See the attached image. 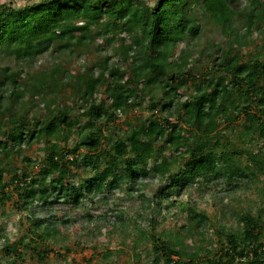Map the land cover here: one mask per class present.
<instances>
[{
  "label": "trees",
  "instance_id": "1",
  "mask_svg": "<svg viewBox=\"0 0 264 264\" xmlns=\"http://www.w3.org/2000/svg\"><path fill=\"white\" fill-rule=\"evenodd\" d=\"M236 2L0 4V54L20 62L0 64V207L12 200L29 223L25 236L1 248L12 262L28 251L47 264L50 252L59 253L53 228L31 209L35 201L78 206L106 186L152 176L161 182L153 197L223 180L231 192L254 187L257 198L234 211L235 227L220 224L208 238L200 232L209 245L184 248L182 235L158 234L151 216L140 230L150 264H264V0ZM203 19L222 35L191 48ZM248 44L253 49L244 51ZM45 52L48 66L25 70ZM72 55L82 61L75 70L65 63ZM34 141L42 143L36 154L24 152ZM13 152L24 161L19 169L10 164ZM188 210L187 230L203 226L207 213ZM81 260L72 258L99 264Z\"/></svg>",
  "mask_w": 264,
  "mask_h": 264
},
{
  "label": "rangeland",
  "instance_id": "2",
  "mask_svg": "<svg viewBox=\"0 0 264 264\" xmlns=\"http://www.w3.org/2000/svg\"><path fill=\"white\" fill-rule=\"evenodd\" d=\"M32 1L34 0H0V4L18 6ZM245 1L239 0L235 6ZM192 14L194 17L197 16L195 12ZM221 35L220 25L203 19V30L196 41L195 39L192 41L191 48L208 38L217 40ZM252 47L253 44H248L244 51L252 50ZM50 60L49 52H45L37 62L27 63L25 70L38 72L44 66H48ZM81 62V57L79 59L74 55L65 60V63L74 70L78 68L79 63L81 66ZM0 64H8L15 68L20 62L12 56L0 54ZM132 113L128 112L122 119H130ZM168 114L173 116L172 110H169ZM249 141L252 145L257 143V139ZM63 143L71 145L72 138ZM41 145V142L34 141L27 145L24 152L35 155V148ZM10 159L13 168L19 169L23 166L24 161L19 153L13 152ZM76 170L77 173L84 172L80 167ZM119 183V186L110 190L107 186L104 187L102 192L91 195L92 200L86 198L78 206L58 200L34 202L31 209L44 218L41 225L43 228L45 226L53 228L56 243L50 241V244L59 252L58 254L50 252L46 259L47 264H73L72 258L82 261V256L85 258L91 256L93 261L99 264H150L153 252L149 238L141 237L140 230L150 226L148 221L151 216L156 219L154 227L158 234L165 231L172 236L182 235L184 248H189L195 240L196 245L202 243L209 245L208 239L203 240L200 232L204 233V238H208L220 224L235 227L237 220L233 217L234 211L244 209L249 199L257 198L254 187L231 192L225 190L223 180L209 181L207 184L191 181L176 191L171 189L170 195L159 196L160 202L157 203L159 197L153 195L158 191L161 182L156 177L145 176L136 182L123 180ZM256 184L262 185V182L258 181ZM256 202L259 205L260 202ZM189 205H195L196 209H202L208 215L203 226L191 225L190 231L187 227L193 223L190 219ZM257 205L253 210H256ZM28 228L26 211L12 200H8L0 207V264H43L30 256L28 251L24 253V258L12 262L4 254V250H1L6 240L9 243L14 242L19 236H25ZM136 252H139V255H136Z\"/></svg>",
  "mask_w": 264,
  "mask_h": 264
}]
</instances>
